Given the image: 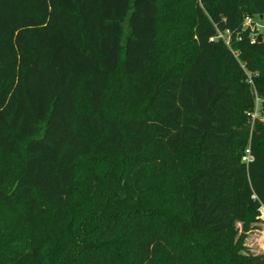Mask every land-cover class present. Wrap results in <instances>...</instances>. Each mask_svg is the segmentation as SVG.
Masks as SVG:
<instances>
[{
	"label": "trees",
	"instance_id": "1",
	"mask_svg": "<svg viewBox=\"0 0 264 264\" xmlns=\"http://www.w3.org/2000/svg\"><path fill=\"white\" fill-rule=\"evenodd\" d=\"M256 15L264 0H0V264H264L241 252L264 206ZM133 77L138 111L107 109Z\"/></svg>",
	"mask_w": 264,
	"mask_h": 264
},
{
	"label": "rangeland",
	"instance_id": "2",
	"mask_svg": "<svg viewBox=\"0 0 264 264\" xmlns=\"http://www.w3.org/2000/svg\"><path fill=\"white\" fill-rule=\"evenodd\" d=\"M163 1H166V0H163ZM170 10H168V8L166 10H163L162 14H166L168 13L169 11H171V13L173 14L175 12L174 9H172L170 6H169ZM180 8V7H179ZM189 14V11L186 10V9H183L180 11V14L181 16H183L184 14ZM173 17H175V19L177 17H180L179 15H173ZM189 28L188 26V22H183L181 24H179L178 27H172V31L168 32L167 34V38L169 37L170 39L169 40H175L177 41V46L173 47L172 50H171V55L169 58H167V55L170 54V51H167L164 53L163 55V68L166 69V66L170 64L171 60L170 58L174 57V60H177L179 59L182 54V52H184V50H188L189 47H190V43L185 41V42H182L181 39H178L177 36H179V34H182L185 29ZM122 82H124V85H123V88H122V92L120 93V96L119 99L117 100H114V97L112 99V94H113V86L114 85H111V91L108 95V98H109V101H108V105L107 106V109L109 110H112V109H126L128 114H133V113H136L138 111V107L132 105L130 103V96L131 94H136V93H133L132 90H131V87L128 86V83L131 85L134 84L135 86V83H139V82H142V79L141 78H122L121 80ZM133 86V87H134ZM253 91H254V88H253ZM136 92V91H134ZM127 97V98H126ZM125 101V102H124ZM260 105V103H259ZM259 108H261L260 110H264V107L262 105L259 106ZM264 112V111H263ZM252 115V118L254 119L253 117V114H254V111L253 112H249V115ZM264 114V113H263ZM19 162H20V158L16 157L14 159V161L11 163L9 169L10 170H14V168L16 169L19 165ZM4 216H6L8 218V220H11L14 217V215L12 214V212L10 210H7L4 212H1V215H0V224H3V218ZM15 224V223H14ZM238 227H239V230H240V233H242V222H238ZM44 228H46L45 226H41L39 225L38 227V230L37 232H39L40 230H43L42 233H46L44 230ZM29 230H25V232H28ZM51 242V239H49V241L47 242L48 244H50ZM27 249V247L25 248ZM28 250V249H27ZM243 254H254V253H264V221L262 219H260L259 221L257 222H253L249 228V230L245 231V239H244V249L241 251Z\"/></svg>",
	"mask_w": 264,
	"mask_h": 264
},
{
	"label": "built area",
	"instance_id": "3",
	"mask_svg": "<svg viewBox=\"0 0 264 264\" xmlns=\"http://www.w3.org/2000/svg\"><path fill=\"white\" fill-rule=\"evenodd\" d=\"M244 27H248L251 29L252 34H251V41L255 42L259 37H261V40L264 39V16L261 15H256V16H247L244 21ZM215 39H223L226 45L231 48L233 54L235 55L236 58L239 56V52L237 50H234L231 44V37H230V31H218V35L213 37L212 40ZM242 66L245 68V65L242 64ZM246 70V68H245ZM247 71V70H246ZM248 72V71H247ZM249 82L253 85L254 87V94L256 96V106L254 109V120L257 118H260L264 120V112L261 111L259 108L260 105H262V99L258 96L253 79L251 74L249 73ZM260 103V105H259ZM250 159H252V153H251V148H247L246 154L243 156V160L246 162H249ZM261 211L263 213L264 211V206L261 208ZM262 216V214H261Z\"/></svg>",
	"mask_w": 264,
	"mask_h": 264
},
{
	"label": "crops",
	"instance_id": "4",
	"mask_svg": "<svg viewBox=\"0 0 264 264\" xmlns=\"http://www.w3.org/2000/svg\"><path fill=\"white\" fill-rule=\"evenodd\" d=\"M261 219L264 221V211L262 213Z\"/></svg>",
	"mask_w": 264,
	"mask_h": 264
},
{
	"label": "water",
	"instance_id": "5",
	"mask_svg": "<svg viewBox=\"0 0 264 264\" xmlns=\"http://www.w3.org/2000/svg\"><path fill=\"white\" fill-rule=\"evenodd\" d=\"M259 40H261V37H259Z\"/></svg>",
	"mask_w": 264,
	"mask_h": 264
}]
</instances>
